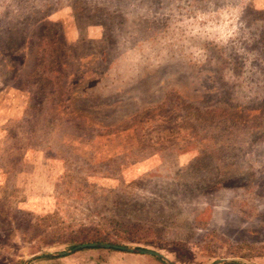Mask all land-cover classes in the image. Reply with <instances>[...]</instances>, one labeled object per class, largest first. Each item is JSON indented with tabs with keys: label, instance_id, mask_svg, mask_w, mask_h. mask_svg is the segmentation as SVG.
<instances>
[{
	"label": "rangeland",
	"instance_id": "1",
	"mask_svg": "<svg viewBox=\"0 0 264 264\" xmlns=\"http://www.w3.org/2000/svg\"><path fill=\"white\" fill-rule=\"evenodd\" d=\"M92 237L264 264V0H0V264Z\"/></svg>",
	"mask_w": 264,
	"mask_h": 264
},
{
	"label": "water",
	"instance_id": "2",
	"mask_svg": "<svg viewBox=\"0 0 264 264\" xmlns=\"http://www.w3.org/2000/svg\"><path fill=\"white\" fill-rule=\"evenodd\" d=\"M91 247L112 248V249H116V250L124 251V252L144 254V255H148V256H152V257H155L157 259H160V260L166 262V264H171L170 262H168L166 260L165 257H163L162 255H160L158 253L152 252V251L140 250V249H128V248H124V247H120V246H113V245H108V244H85V245H79V246L74 247L70 252H75L76 250H79V249L91 248ZM70 252H62V253H59L57 255L62 257V256H65V255L69 254ZM224 262H225V260H217V261L213 262V264H221V263H224Z\"/></svg>",
	"mask_w": 264,
	"mask_h": 264
},
{
	"label": "trees",
	"instance_id": "3",
	"mask_svg": "<svg viewBox=\"0 0 264 264\" xmlns=\"http://www.w3.org/2000/svg\"><path fill=\"white\" fill-rule=\"evenodd\" d=\"M94 238L92 237V239H89V240H87L86 242H79V241H77V240H74V241H70V248L72 247V246H75V245H77V244H80V243H85V244H99V243H101L100 241H95V240H93ZM108 245H113V244H108ZM113 246H115V245H113ZM87 250H91V251H95V250H99V248H97V247H91V248H84V249H79V250H76V251H87ZM103 250L105 251V252H113V251H119V250H116V249H112V248H103ZM121 252V251H120ZM148 256V255H147ZM44 257H46V256H44ZM151 258H153L154 260H156V261H160V260H158L157 258H155V257H152V256H150ZM46 258H48V259H52V258H49V257H46ZM16 264H21V261H19L18 260V262H16Z\"/></svg>",
	"mask_w": 264,
	"mask_h": 264
}]
</instances>
